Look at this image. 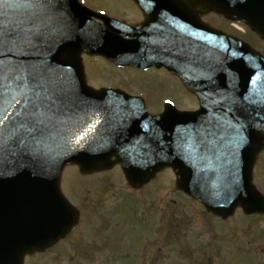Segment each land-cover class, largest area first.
Returning a JSON list of instances; mask_svg holds the SVG:
<instances>
[{
  "label": "water",
  "instance_id": "1",
  "mask_svg": "<svg viewBox=\"0 0 264 264\" xmlns=\"http://www.w3.org/2000/svg\"><path fill=\"white\" fill-rule=\"evenodd\" d=\"M138 1L151 16L141 33L148 36L150 28L161 25V14L151 6L159 0H150V3L146 0ZM262 2L263 0H190L189 3L202 12L218 9L230 17L244 19L264 36ZM180 5L177 2L176 6ZM185 6L183 4L184 8ZM166 9L171 10L170 7ZM0 12L4 13L0 15V21L6 30L13 33L16 41L15 49L12 52L6 50L4 57H0L5 59L6 66L23 65L27 59L36 61L38 57H42L40 47L48 44L49 54L46 60H52L51 56L55 55V79L58 81V78L63 79L64 76L73 78V81L64 79L66 84L61 82L60 87L63 89L66 85L64 93L71 96L78 105L64 116L66 124L58 126L57 131L44 138L38 151L31 143L25 146L15 138L0 147V150L9 148L11 152L9 164L3 165L0 161V264H23L27 253L42 250L56 242L75 223V213L58 190L60 171L66 163L78 162L84 171L89 172L92 169L111 167L110 158L116 155L126 166L127 174L135 185L144 183L156 169L171 165L179 176L181 189L196 197L208 198L213 208L217 209L218 194L214 192L216 182L206 174L204 162L196 161L195 154L204 152L208 155L216 149L224 160L230 159L227 140L233 134L238 135L241 141L245 140V143L253 142L249 150H246V159L250 165L261 150L264 143V98H257L256 102L245 92L254 75L258 79L256 85L264 87V79H261L264 78V59L254 58L245 47L237 49L239 59L230 56L231 52H226V55L213 51L217 55V65L209 67L212 70L200 83L203 86V90L199 91L201 111L194 115L166 112L163 116L142 122L141 128L131 130L141 136L135 142L139 143L136 146L118 138L119 132L123 130L116 131L114 138L107 135L108 130L101 133L107 139L100 137L101 134L93 138L100 127L94 134L92 122L96 114H93L95 110L92 106L101 102L107 103L104 105L105 112L111 111L109 125L126 124L132 128L134 124H124L118 118L121 117L120 114L114 113L118 109L130 108H125L122 104L118 107L105 93L93 94L87 90L79 58L82 49L91 51L103 39V46L94 52L121 63L118 61L120 56L123 55V58L124 55L134 53L139 46V42H122L121 35L128 33L123 30L124 26L102 18L107 26L97 27L91 19L93 13L79 5L77 0H5L0 4ZM192 15L189 19L198 28V19L194 13ZM164 29L167 32L173 31L169 22ZM109 30H114L117 36L110 34ZM132 34H140V31ZM200 34L209 44L219 45L226 41L229 46L238 45L205 26ZM177 35L178 38H184L178 39V43L185 46L187 53L201 54V51L195 49L199 43L188 44L185 36ZM187 35L195 39L193 33L188 31ZM157 37L164 42V34L159 33ZM10 47L12 45L8 43L6 48ZM162 52L163 49H160L159 54ZM166 52L169 50L166 49ZM163 65L179 73L190 87L194 85L192 80L198 79V76L192 75V71L198 70L194 57L190 56L187 62L179 65L171 64L167 58ZM30 66H33L31 62ZM238 85L243 91L240 96H234L229 88L236 90ZM80 91L83 96L77 94ZM262 96L264 95L260 97ZM207 113L217 116L212 129L203 127ZM28 146L31 151L27 154L25 149ZM245 176L242 173L240 179L244 178L246 185H249V176ZM225 182H228L227 177L220 180V183ZM231 188L230 192L233 194L234 187ZM240 199H243V195ZM236 203L237 199L234 205Z\"/></svg>",
  "mask_w": 264,
  "mask_h": 264
},
{
  "label": "rangeland",
  "instance_id": "2",
  "mask_svg": "<svg viewBox=\"0 0 264 264\" xmlns=\"http://www.w3.org/2000/svg\"><path fill=\"white\" fill-rule=\"evenodd\" d=\"M86 1L95 5V7L97 6L104 7V6H108L107 3L117 2L119 5L112 4V5L117 6V8L113 9L116 12L115 14L116 16L125 12V10L126 11L132 10L130 8L129 3L126 0H86ZM120 7L122 9H120ZM125 15L129 16L130 18H138L136 14L133 15L129 13ZM207 19L212 23L222 24L224 22L223 20L218 21L215 16H211V15L207 17ZM142 20L143 19H141L140 21ZM257 42H260V41L257 40ZM129 74L130 75L127 76L125 72H121L122 79H125V80L129 79L130 81H134L140 87V89H142L144 86L147 87V85L151 84V86L155 90H157L155 94L150 95L151 98H150V102L148 103V105H149V109L151 110L156 109V106L158 105V103L161 102L162 98H165L168 95H170L171 96L170 98L176 101L177 103L181 102L180 104L182 106L183 104L187 107H189V105H192V103H189V100H187L186 97L183 96L181 98L180 95L178 96V93H179L178 91L179 90L184 91V88H182L179 82H178L179 86L177 84L174 85L175 82L171 78H162L163 77L162 75H159L158 76L159 78H158L156 77V74L153 72L152 73L146 72L139 76H137L138 73L136 72H129ZM112 77L115 79H118L114 71L112 73ZM101 81L106 82V80L100 79L99 81L95 83L100 84ZM107 84H110V82L107 81ZM173 85L175 86V89H178L175 95L174 93H172V90H171V87ZM155 87H157L158 89H156ZM115 174L116 172L111 173L109 175L112 176L111 181L116 184V188H115V185H112V189H111L112 191L107 194L105 193L106 189L108 187L110 189L111 187V185H107L101 197V203L106 201V197H108V200H110L111 203L113 202V205L117 203V205L114 207L115 211L112 212V216H120V215L132 216L133 215L132 214L133 208L131 207L125 208V204H128L126 203V201L130 202L133 205L139 206L140 208L144 209L145 217H146L147 222L150 225V229H152L155 233L158 234L157 235L159 236L158 241L161 239V242L164 243L162 245V246H165L164 250L160 252L159 255L154 256L155 258H158L157 260L160 261V264H163L165 262L166 259L164 257H168V258L169 256L172 257V254L173 256H176V258L184 257V255H187L186 253L181 252L182 250L180 249V247L186 248V245H185L186 243H184V245H181L180 243H183L184 241H186L185 236H187L188 232L190 231V226L194 225V222L191 219L192 214H190L194 210H192L193 207H188L186 205L187 204L186 199L182 198L178 193L176 195L173 193L175 190L173 184L175 185V182H176L174 179V174L169 169H166L157 175L155 180L152 182V184H154L153 187L151 185V187H149V190H148V187L147 189H143L144 194H146L144 198L146 205L144 207L140 206L141 204L140 202L142 201L140 199H143L140 195L136 196L135 194H132L131 192H127L126 194L124 193V190H126L127 188L125 186H122L121 182L123 181H120V180L117 181L116 178L113 177L115 176ZM117 177L121 179L122 176L120 173H117ZM91 179L92 180L90 181L89 180L84 181V178L79 173V171L73 168L69 170L68 172L67 181L65 182L63 191L69 199L72 198L68 194V189H71L70 185H72L76 188L77 195H79L82 198L83 196L82 192L83 191L87 192V190H89L88 184L90 182L95 184V186L93 185L94 190H100L102 188L100 182L98 180H95L94 178H91ZM82 182H83L84 187L80 186ZM120 189H122L123 193L119 191ZM115 193H118V194L113 196ZM77 195L75 197H77ZM91 198L95 200L96 197H91ZM172 200H175V201H172ZM88 212L91 213V211H88ZM193 214H195V217H196L198 214V210L195 209ZM183 215L184 217H182ZM187 217L189 218V222H188L189 226L187 225L186 235H184L183 233V239L179 238V240H176L174 237L177 238L178 233L180 231L176 230L175 224L178 219H181L182 222L186 221ZM124 219L126 220L127 216H124ZM201 221L198 222L199 224L197 223L198 226H202V224H200ZM248 222L249 223H244L243 226L245 228L250 229L249 234L244 239L240 237L241 238L240 240V239H235L232 236V233L228 231V228H227L228 226L226 227L227 224L226 225L221 224L215 217L206 216L205 223L210 233L212 234L211 225L213 228L216 227V229L219 232H222V233H217L219 238L215 240H216V243L218 244V248L213 251L214 253H218V254L220 253V256L216 260L214 255H212V258L214 261H211L210 264H214V262H216L217 264H259V263L264 264V261L260 260L256 256L254 259L252 253H255L256 251L253 249H250L248 245V239L251 238L252 241H256L259 244H262L264 246V223L260 221H253V220L252 221L248 220ZM127 223L129 224V221H127ZM133 224L135 225V222H133ZM89 225L93 226L95 225V222H91ZM130 227H132L131 223H130ZM94 228H91V231ZM129 229L131 228H128L125 226L122 229V234L124 235V244L126 243L128 244L129 241L138 242V243L137 244L131 243L127 249L125 247L124 251L120 253V255H125V256L115 259L117 264H138L139 263V258H138L139 254L137 252L142 250L143 243H139L140 240L138 239V236L147 234L148 232H144L142 228L139 229L137 227L135 230L136 235L132 236L133 231L132 230L130 231ZM200 231H202V228H199V230H197L196 232H200ZM92 234L96 235V230L93 231ZM171 235L174 237H172ZM148 240L150 239L148 238ZM83 241L85 242L86 240H83ZM175 241H176V245L172 244ZM87 243H90V242L87 241ZM169 243H171L172 245L169 246ZM160 246L161 244L157 242L151 247V249L152 250L154 248L157 249V247L160 248ZM237 246H240V249L239 248L237 249ZM112 247H113V252H115L116 246L114 243ZM247 249H248V252H247ZM172 250H173V253L171 252ZM60 252L64 256L67 255L65 251V247H62L61 249H59L58 256L52 255L51 253L45 254L44 256L43 255L35 256L34 258H32V260H28L27 264H32V263L33 264H72L73 263V260H61L64 256H61ZM260 253H261V250L259 254ZM80 255H82V253H80ZM89 256H92L91 258L94 264H98L99 260H101L99 259L100 257L99 254L98 256L94 254L89 255ZM172 260H175V259H172ZM167 261H169V259ZM75 262L78 264L79 260H76ZM86 264H91V263L86 262ZM101 264H104V263H101ZM147 264H152V262H147ZM166 264H170V263L167 262ZM184 264H187V263L185 262Z\"/></svg>",
  "mask_w": 264,
  "mask_h": 264
},
{
  "label": "snow or ice",
  "instance_id": "3",
  "mask_svg": "<svg viewBox=\"0 0 264 264\" xmlns=\"http://www.w3.org/2000/svg\"><path fill=\"white\" fill-rule=\"evenodd\" d=\"M4 2L0 0V4ZM8 43L12 47L6 48ZM15 47L13 33L0 21V57ZM77 106L76 101L64 93L48 65L6 66L5 59L0 58V147L6 140L15 138L25 146L31 143L38 151L44 138L66 124L64 116Z\"/></svg>",
  "mask_w": 264,
  "mask_h": 264
}]
</instances>
